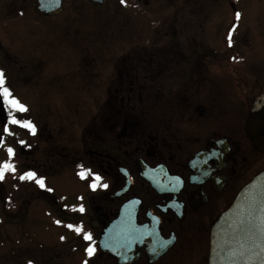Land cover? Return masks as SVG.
I'll return each instance as SVG.
<instances>
[{"label": "flooded vegetation", "instance_id": "flooded-vegetation-1", "mask_svg": "<svg viewBox=\"0 0 264 264\" xmlns=\"http://www.w3.org/2000/svg\"><path fill=\"white\" fill-rule=\"evenodd\" d=\"M166 5L168 10L176 11L182 4ZM204 10L198 3H186L190 15L202 16ZM200 42L193 36L186 38V81L173 85L169 75L165 78L169 82H160L156 75L155 97L146 101L149 104L142 99L125 100L122 105H128L121 111L114 140L117 145L104 140L91 116L86 123L84 119L80 121V132L86 134V139L73 148L64 146L61 137L45 130L32 135L19 123H10L14 117L6 110V121L0 120V148L7 141L13 144L11 159L15 171H9L7 214H0V226L11 229L0 232V252L4 242L8 243L0 264L207 263L211 226L239 190L264 170V153L253 147L245 131L251 106L264 93V78L261 87H256L239 83L236 72H230L221 76L219 82L217 74L203 66L209 65L206 59L218 52L203 51ZM226 46L234 47L235 41H231V46L227 41ZM234 53L237 54L231 52ZM152 55L155 56H151L150 63L154 68L159 67L160 59L166 68L174 58H181L175 52L157 51ZM142 62L136 53L134 60L129 58L126 62L125 69L134 71ZM123 75L126 79L122 84L128 89L133 83L138 85L134 72ZM178 84L181 96L175 99L172 95ZM158 85L167 89L160 90ZM148 107L151 114L144 113ZM114 125L111 123V127ZM28 172L43 179L44 187L35 179H19ZM63 175L69 177L71 186L76 184L70 195L64 190L67 185ZM96 177L106 179V191L96 190ZM123 180L120 196L111 198L112 189ZM62 193L72 198L70 207L59 203ZM115 202L118 206L110 211ZM37 205L42 213L48 210L49 214L38 218L30 214ZM67 210L72 214H66ZM43 217L45 226L52 224L50 232L55 229V251L47 246L42 252L33 247L29 252L30 243L21 240H30V230L34 228L36 232L34 224ZM68 225H80L92 239L79 243L81 237ZM89 246L94 248L92 256L86 253ZM161 250L165 251L158 256Z\"/></svg>", "mask_w": 264, "mask_h": 264}, {"label": "rangeland", "instance_id": "rangeland-1", "mask_svg": "<svg viewBox=\"0 0 264 264\" xmlns=\"http://www.w3.org/2000/svg\"><path fill=\"white\" fill-rule=\"evenodd\" d=\"M169 2L182 5L179 10H168L166 3ZM186 3L202 5L205 8L203 15L187 13ZM232 4L235 14L240 13L239 20L232 14ZM231 27L236 30L234 39L231 38L235 46L229 48L226 42ZM188 36L200 40L203 51L218 52L206 59L209 65L203 66L216 73L219 82L226 73L236 72L239 83L261 87V78H264V0H125L123 4L121 0H104L102 6L88 0H63L61 11L46 17L38 13L36 0H0V72L4 74V86L10 90L12 98L27 109L24 112L14 110L11 115L21 123L27 119L26 122L35 128L32 135L42 129L61 137L64 146L73 148L86 139V134L80 132V121L84 119L86 123L91 116L96 131L112 144L117 140L121 111L128 105L127 102L122 105L125 100L142 99L144 103L152 100L156 75L160 82H169L165 79L169 75L173 85L186 81ZM157 51L175 52L181 58H174L173 64L166 68L161 66L160 59L159 67L154 68L150 63L151 56ZM234 51L237 54H231ZM136 53L142 57L141 67L134 71L125 69L126 62L129 58L134 60ZM122 72H134L138 85L133 83L128 89L129 86L122 84L126 79ZM178 86L181 84L174 86L177 92L172 97L175 99L181 96ZM158 87L167 89L164 85ZM163 92L167 91H160L165 94ZM144 113L151 114L150 108ZM111 123L115 125L111 127ZM27 131L31 134L28 128ZM8 148H13L8 141L0 148V166L13 163ZM34 156L39 161V155ZM65 175L63 180L67 187L64 190L70 195L76 184L71 186ZM98 178L96 190L106 191V179ZM8 191L9 171H6L0 181V214H7ZM58 201L64 208L73 203L64 193ZM117 206L118 203H113L110 211ZM32 210L35 212L30 214L37 218L40 214H49L47 209L42 213L38 205ZM66 214L72 213L67 210ZM45 223L44 217L39 218L34 224L36 232L34 228L30 230V240H21L30 243L29 252L32 247L42 252L47 246L51 252L55 251V229L50 232L52 224L45 226ZM76 227L80 225L74 226L73 230ZM41 228L42 232L39 231ZM10 230L0 226L2 233ZM84 234L89 233L82 229L79 243H83ZM4 244L0 261L8 249V243Z\"/></svg>", "mask_w": 264, "mask_h": 264}, {"label": "water", "instance_id": "water-1", "mask_svg": "<svg viewBox=\"0 0 264 264\" xmlns=\"http://www.w3.org/2000/svg\"><path fill=\"white\" fill-rule=\"evenodd\" d=\"M88 1L98 6L104 4V0ZM62 3L63 0H36L37 11L40 15L48 16L57 13ZM232 8L235 9L233 5ZM0 120L6 121L2 99ZM245 131L253 147L264 153V93L254 100L245 123ZM1 139L2 137L0 141ZM123 183L124 180L112 189L111 198L120 196ZM119 214H122V210ZM117 222L118 220L113 225ZM105 235L106 232L102 234L101 241ZM164 251L161 250L158 256ZM206 264H264V170L239 190L232 203L211 226Z\"/></svg>", "mask_w": 264, "mask_h": 264}, {"label": "snow or ice", "instance_id": "snow-or-ice-1", "mask_svg": "<svg viewBox=\"0 0 264 264\" xmlns=\"http://www.w3.org/2000/svg\"><path fill=\"white\" fill-rule=\"evenodd\" d=\"M121 3L122 4L125 3V0H121ZM235 16H236L237 20L240 19V13H236ZM232 31H234V28L229 31V34L227 37L229 46H231ZM4 85H5V77H4V74L2 72H0V99H2L3 103L8 107L9 115H11L12 111H14V110H18L20 112L26 111L27 109L23 105H21L16 99L12 98V94H11L10 90L7 87H5ZM9 122L12 124H18L19 123L21 127L28 128L33 134L35 133V128L30 122L20 123L19 121H17L14 118L11 119ZM7 131H8V129H7V127H5V132H7ZM0 144H2V141H0ZM7 152L9 154L10 158L14 155L13 150L11 148H8ZM6 171H13L14 172L15 171L14 166L11 163H5L3 166H0V181H2L4 179V175H5ZM84 175L85 174L83 172L80 173L81 178H84ZM19 179L21 181L35 179V182L41 188L44 187L43 179L36 178L35 174L32 172H28V173H25V174L19 176ZM97 179H99V178L97 177ZM82 210L83 209H80V211H82ZM68 227L72 228L73 226L68 225ZM74 230L77 232V234H80L82 232V229L80 227H76ZM83 238L86 241H90L92 239L89 234H84ZM86 253L88 256H92L94 253V248L89 246L86 249ZM85 264H87V261H85Z\"/></svg>", "mask_w": 264, "mask_h": 264}]
</instances>
